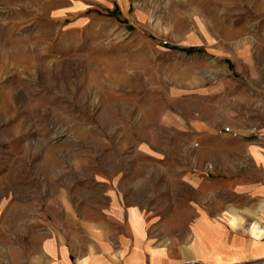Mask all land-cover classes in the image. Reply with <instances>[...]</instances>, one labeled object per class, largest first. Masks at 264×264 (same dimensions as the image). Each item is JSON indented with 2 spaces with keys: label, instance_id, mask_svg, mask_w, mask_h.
Returning a JSON list of instances; mask_svg holds the SVG:
<instances>
[{
  "label": "rangeland",
  "instance_id": "obj_1",
  "mask_svg": "<svg viewBox=\"0 0 264 264\" xmlns=\"http://www.w3.org/2000/svg\"><path fill=\"white\" fill-rule=\"evenodd\" d=\"M263 230L264 0H0V264H225Z\"/></svg>",
  "mask_w": 264,
  "mask_h": 264
},
{
  "label": "crops",
  "instance_id": "obj_2",
  "mask_svg": "<svg viewBox=\"0 0 264 264\" xmlns=\"http://www.w3.org/2000/svg\"><path fill=\"white\" fill-rule=\"evenodd\" d=\"M251 232L255 235V237L257 239H259L258 236H256V234L252 230H251ZM257 245H258V248L256 249L257 253L251 252L250 250H244L241 253L240 258L237 261H234L233 259H229L225 264H239L242 262L245 263V262H248L251 260L261 259L262 257H264V242H261L260 244L258 243ZM188 260H198V261L204 262L205 264H210V263H208L204 260H200V259H185V260L175 261V262H164L162 264H176V263H180V262H184V261H188ZM113 262H114V264H122L119 261V257L115 258V260ZM45 264H73V263H71L69 260H67L65 258L58 262L55 253L52 252L51 254H49L48 262ZM79 264H86V263L81 262ZM126 264H135V258L129 256Z\"/></svg>",
  "mask_w": 264,
  "mask_h": 264
},
{
  "label": "built area",
  "instance_id": "obj_3",
  "mask_svg": "<svg viewBox=\"0 0 264 264\" xmlns=\"http://www.w3.org/2000/svg\"><path fill=\"white\" fill-rule=\"evenodd\" d=\"M225 132H229V129H226ZM176 264H205L204 262L198 261V260H188Z\"/></svg>",
  "mask_w": 264,
  "mask_h": 264
},
{
  "label": "bare ground",
  "instance_id": "obj_4",
  "mask_svg": "<svg viewBox=\"0 0 264 264\" xmlns=\"http://www.w3.org/2000/svg\"><path fill=\"white\" fill-rule=\"evenodd\" d=\"M263 234H264V230H263Z\"/></svg>",
  "mask_w": 264,
  "mask_h": 264
}]
</instances>
